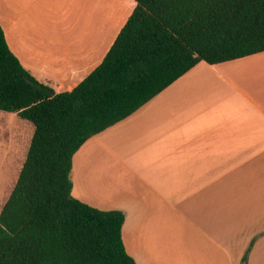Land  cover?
<instances>
[{"label": "crops", "instance_id": "0c3cea01", "mask_svg": "<svg viewBox=\"0 0 264 264\" xmlns=\"http://www.w3.org/2000/svg\"><path fill=\"white\" fill-rule=\"evenodd\" d=\"M42 2L0 0V25L28 72L56 93L72 91L127 21L74 17L65 31L32 43L25 35L39 36ZM10 114L15 124L0 113L2 161L17 172L0 213L30 147L22 118ZM70 179L74 198L125 214L123 241L137 264H264V52L200 62L90 138L74 155Z\"/></svg>", "mask_w": 264, "mask_h": 264}, {"label": "trees", "instance_id": "16d2710c", "mask_svg": "<svg viewBox=\"0 0 264 264\" xmlns=\"http://www.w3.org/2000/svg\"><path fill=\"white\" fill-rule=\"evenodd\" d=\"M102 63L56 93L28 72L0 25V110L33 123L17 183L0 213V264H137L125 214L72 196L73 158L205 61L264 52V0H134Z\"/></svg>", "mask_w": 264, "mask_h": 264}, {"label": "rangeland", "instance_id": "374dc122", "mask_svg": "<svg viewBox=\"0 0 264 264\" xmlns=\"http://www.w3.org/2000/svg\"><path fill=\"white\" fill-rule=\"evenodd\" d=\"M130 2L131 0H43L41 5L43 6L41 8L43 10L38 13L37 22L34 23L39 36L35 35L33 37L34 34H27L28 30L26 31L25 36H29L28 38L30 42L36 43L42 35L65 31V27L70 26V18L72 19L74 17L105 18L108 16L109 19H112L116 18V15L119 14L117 26L120 27L122 24H125L134 9ZM86 26H88V24H86ZM83 27H85V25ZM43 42H48V40L44 39ZM0 113L6 115V120H11L10 113L2 110H0ZM16 121H23L24 127L22 130L24 133L27 132L30 145L35 129L33 123L20 118ZM10 122L14 124L16 123L14 121ZM5 152L6 147L4 145V139L2 138L0 141V204L7 197L8 192L13 185L12 180H14L15 176L14 171L17 172V168H10V166H12L10 162V164H6V166L3 163L2 158ZM20 152V149L16 151L18 154H20ZM19 172L20 171H18V173Z\"/></svg>", "mask_w": 264, "mask_h": 264}]
</instances>
